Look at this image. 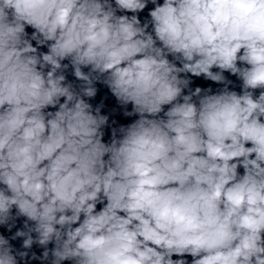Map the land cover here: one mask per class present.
<instances>
[{
    "label": "clouds",
    "instance_id": "clouds-1",
    "mask_svg": "<svg viewBox=\"0 0 264 264\" xmlns=\"http://www.w3.org/2000/svg\"><path fill=\"white\" fill-rule=\"evenodd\" d=\"M0 264H264V0H0Z\"/></svg>",
    "mask_w": 264,
    "mask_h": 264
}]
</instances>
